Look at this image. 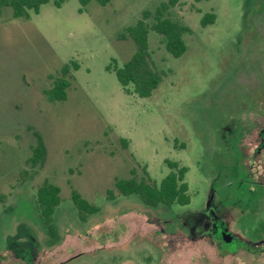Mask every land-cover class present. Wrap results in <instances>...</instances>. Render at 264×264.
<instances>
[{"label": "rangeland", "instance_id": "1", "mask_svg": "<svg viewBox=\"0 0 264 264\" xmlns=\"http://www.w3.org/2000/svg\"><path fill=\"white\" fill-rule=\"evenodd\" d=\"M165 1L48 0L29 17L2 6L0 264H264V248L224 252L225 239L256 248L264 222V0L170 5L188 27L179 56L150 27ZM145 10L160 81L139 96L113 66L137 49L127 28ZM71 61L66 97L49 100L51 75ZM35 132L45 155L32 164ZM166 159L187 166L188 203L152 206L114 187L144 169L159 183ZM44 180L60 188L52 234L36 203ZM72 188L98 210L81 217Z\"/></svg>", "mask_w": 264, "mask_h": 264}, {"label": "trees", "instance_id": "2", "mask_svg": "<svg viewBox=\"0 0 264 264\" xmlns=\"http://www.w3.org/2000/svg\"><path fill=\"white\" fill-rule=\"evenodd\" d=\"M48 0H0V12L3 5H10L12 8V15L29 17L30 11L38 12L40 5ZM57 6L65 0H52ZM80 3V10L90 0H78ZM101 4L107 3L109 0H97ZM178 0H167L162 2L155 10V21L150 25L152 29L163 34L166 38V48L174 56H179L186 49V44L182 38L183 31L188 30L186 25L179 23L176 19H173L167 9L170 5H174ZM150 15V11H143L142 17L138 19L135 25L127 28V33L134 39L137 45V49L132 55L123 62L121 66L114 65L113 69L116 73L117 79L124 89L129 91L128 84H133V91L139 96H147L158 85L160 81V75L153 69L148 59L147 52V32L148 24L145 23L144 18ZM215 19L214 12H206L202 18L201 23L206 24L213 22ZM71 65L77 67L76 61L70 63H64L58 73L53 78V84L50 88L44 92L49 100H61L66 97V87L69 84V80L66 76L70 72ZM108 69L111 65L107 66ZM36 143L32 146V164H36L43 160L45 155V145L41 138V135L35 132ZM170 170L161 178L159 183L152 180L144 169V175L137 178L134 174L128 177H116L114 179V187L118 192L127 195L135 193L139 195L141 200L152 206L158 204L172 205L185 204L190 201V194L188 192V183L185 179V173L187 166L181 164L178 160L166 159L165 160ZM134 172V170H131ZM60 188L57 184L44 180L36 190V203L40 211L42 221L48 231L52 234L54 231L53 225V213L56 205L60 201L59 195ZM107 197L113 198L114 192L112 189L107 190ZM71 198L74 205L77 207L79 215L85 216L86 213H93L98 210V206L89 202L87 199L81 196V194L74 188L71 190ZM262 234L258 235L255 241V247L249 246L242 242L237 243L234 248L227 247L228 241L225 239L224 252H233L237 249H245L252 253H257L264 248V222L259 226Z\"/></svg>", "mask_w": 264, "mask_h": 264}]
</instances>
